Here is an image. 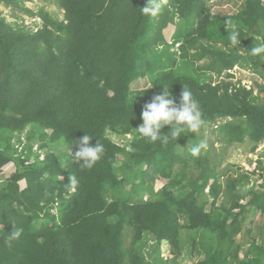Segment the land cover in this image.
<instances>
[{
	"label": "trees",
	"instance_id": "1",
	"mask_svg": "<svg viewBox=\"0 0 264 264\" xmlns=\"http://www.w3.org/2000/svg\"><path fill=\"white\" fill-rule=\"evenodd\" d=\"M30 1L0 0V172L14 163L0 176V264H169L186 248L184 231L192 255L204 250L196 264H233L228 259L241 250L260 249L264 256V237L262 247L255 237L246 249L235 241L250 232L245 221L264 229V183L242 188L264 170L260 159L237 178L219 162L210 164L211 149L191 155L192 145L210 141L205 134L182 133L163 146L136 129L160 83L177 103L186 87L199 101L204 125L222 136L223 150L248 137L255 151L264 139V101L227 71L261 69L250 52L264 43V0H244L229 15L212 12L207 0H168L155 20L141 14L146 0H57L63 19L33 10ZM21 14L42 25L26 27ZM226 21L240 30L241 46L230 44ZM169 26L175 31L168 38ZM176 43L180 55L172 51ZM215 75L226 79L213 84ZM141 81L152 88L134 100ZM28 127L18 153L13 139ZM112 133L130 138L120 144ZM86 134L104 146L92 169L74 160L75 140ZM34 139L48 148L44 159L33 150ZM70 175L75 185L68 184ZM161 178L166 183L152 193ZM14 227L22 232L9 246ZM164 243L174 253L170 261L161 255ZM238 262L264 264V258Z\"/></svg>",
	"mask_w": 264,
	"mask_h": 264
},
{
	"label": "rangeland",
	"instance_id": "2",
	"mask_svg": "<svg viewBox=\"0 0 264 264\" xmlns=\"http://www.w3.org/2000/svg\"><path fill=\"white\" fill-rule=\"evenodd\" d=\"M163 1H166V0H163ZM243 1L244 0H211L208 5L211 6L213 11H216V12L220 11L221 13H228V11H234L236 9H239ZM27 6L32 8L35 11H39L40 9H45L46 11H48V13L51 16L56 17L58 19L64 18V10L58 5L57 0H33L30 2H27ZM2 9L4 10V14L6 15L9 21L11 22L15 21V16H13L11 8L5 7L4 5H2ZM16 14H18V11L15 12V15ZM23 20H24V25L29 28L37 29L39 26L42 25L41 19L32 18V17H29L28 15L21 14L19 22L21 23ZM174 29L175 28L173 26H169V28L165 30V33L168 38L174 33L175 31ZM257 34H258V31L257 29H255L252 35H257ZM243 53L245 54L246 52L244 51ZM258 57L262 64L260 70L257 71L251 66L246 67V68L242 66H236L233 69V72L235 73V77H236L235 79L241 78L240 80L241 83H245L246 86L253 85L256 89L254 92V95H260L261 96L260 102H263L264 101V53H261L260 55H258ZM202 62L203 61H199L198 63L201 64ZM261 71L263 73H261ZM212 130L213 128L211 125L209 124L207 126L204 125L201 128L199 134L207 135L208 139L210 140L209 142H207V147H206V149L212 150L211 152L212 159H211L210 164L214 165V163L219 162V165L222 168L223 173L231 174V176L233 177L235 176L238 178L241 174H244L245 171L246 172L252 171L257 165L256 160L258 158H261L263 160L261 161L262 164L264 163V156H262L264 155L263 154L264 153V139L262 142L259 143L255 152L252 151L253 150L252 147L253 145H255V143L251 142L248 137L246 138L244 142H235L232 145H228V148L223 150V146L225 142H223V140L220 138L221 135H219L218 132L212 133ZM29 131H30V128L28 127L23 132L17 133L15 135L13 142L15 143V146L18 148V151L23 150L25 143H26L25 140L27 139V135L29 134ZM111 137L115 139L117 142H119L120 144H125L126 142H128V139L130 138L129 135L118 137L114 133L111 134ZM19 138L22 140V143L19 142ZM33 142H34L33 148L35 146V150L37 149V145L40 147L41 141L35 140ZM212 142L213 144L211 145ZM47 149L48 148H45V149L40 148V155L41 157H43V159L46 156L45 150ZM218 157H219V160H218ZM28 162H31V160H29ZM13 167H14V163L7 164L3 167L2 171H5V172L8 171L10 173L13 170ZM2 171L0 172V176L2 175ZM166 181L167 180L163 178L158 179L155 184V187L152 190V193L154 190L157 191L163 184L166 183ZM263 181H264L263 176L251 174L250 177L247 178V180H245L242 188L250 189L254 186V184L259 183L261 185ZM21 183H23L22 186L24 187V181H22ZM128 188L129 186H127V189ZM149 195H150L149 193H146V194H143L142 197L143 199H147V198L149 199ZM55 211H56V208H55ZM255 217H256L255 220L258 221L259 215ZM244 224H245V227L250 230V232H248V230L246 231V234H245V231L240 232L235 237L236 245L238 244H241L242 246L244 245L242 247L243 249H246L247 247L250 248L251 246L250 241L252 240V237L256 238L255 246H259L263 244L262 237H264V229L259 227L261 224H259V222H257L256 224L254 222L247 223V221H245ZM187 236H188V231H184L183 240H185L186 242L184 241L183 244H186V248H184V252L181 255L175 256L174 260L172 259L174 257V253L170 251L168 244L164 243L161 246V255L169 259V261L172 259L169 262V264H196L197 263L196 258L204 254V250H201L200 253L194 250L193 251L194 255L191 254V249L193 248V244H190L191 242L190 240L187 239ZM198 236L199 238H197V242H196L197 244L201 243L202 234H199ZM127 238L128 240L130 239L129 235H127ZM199 248H202L201 245L199 246ZM241 251L242 252L241 254H238L237 259H228V260H234L233 264H242V263H239L238 261L243 260L245 258L249 260H253L256 257H261V256L264 258L260 249H253V251H251V253H249L248 255L243 254L244 250H241ZM228 252H231V251L228 250ZM225 253L227 252L225 251Z\"/></svg>",
	"mask_w": 264,
	"mask_h": 264
},
{
	"label": "clouds",
	"instance_id": "3",
	"mask_svg": "<svg viewBox=\"0 0 264 264\" xmlns=\"http://www.w3.org/2000/svg\"><path fill=\"white\" fill-rule=\"evenodd\" d=\"M167 2L168 0L166 1L146 0L145 5L143 7H140L141 14L145 17H148L149 19L155 20L162 14L163 11L162 3H167ZM209 7L211 8V6ZM211 10L214 13H218L216 11H213L212 8ZM226 25L228 31V35L226 37L229 39L230 44L234 47L241 46V41H242L240 38L241 33L238 27L235 24L229 23L227 21H226ZM179 45L180 43H176L175 47H172V51H177L178 55H180ZM261 53H264V43L260 44L259 46L251 47L250 54L252 56H257L260 55ZM236 66H240V65H236ZM234 68L229 69L227 72L233 74L232 80L236 82L238 80H241V78L235 79L236 78L235 73L233 72ZM214 77L215 78L213 84L226 79L224 75H215ZM241 84L246 86L245 83H241ZM160 85H161L160 92L158 94L153 95L151 100L143 105V110L140 116L142 123L138 126V128H136L139 133V137L144 139L148 143L159 142L161 145L167 146L170 143V141L172 140L178 141L180 137L184 136L182 135V133H187V134L195 133L197 136L201 128L205 124V120L199 105V101L194 97L191 90H189L186 87H183V90L178 98L179 103H177V97L173 96L172 91L169 92L168 87L165 84L160 83ZM247 86L248 88L253 87V85H247ZM150 88L152 87H149L145 82L143 81L139 82L134 87V91L136 94L134 97H132V99L135 100V97L137 96L138 93L142 95L145 93L147 89ZM166 126L169 127L170 130L164 132L163 130L165 129ZM92 139L93 137H90L88 134H86L82 138L75 140L74 146L77 147V150L74 153V160L80 165L81 168L92 169L101 160L103 156L104 146L98 140H96L97 141L96 144L93 145L91 143ZM206 147H207V141L200 140L197 144L191 146L190 148L191 155L193 157H197L200 154V152ZM33 150L35 151V153H37L40 156L41 159H43V157H41L40 155V147L38 145H37V149L35 150V146H34ZM19 152L21 151H18V153ZM258 159L263 161L261 158ZM258 159L256 160L257 165H258ZM28 161H26V163H29ZM256 167L254 169H256ZM5 173H8V171H6ZM255 175L264 177V170H260V172H257V174ZM76 183L77 180L75 179V177L70 175L68 184L75 185ZM257 185L260 184L257 183ZM21 232L22 229H17L16 227H14V230L11 232L10 235H8V239L6 240V243H8L9 246H11L10 241L19 239Z\"/></svg>",
	"mask_w": 264,
	"mask_h": 264
},
{
	"label": "crops",
	"instance_id": "4",
	"mask_svg": "<svg viewBox=\"0 0 264 264\" xmlns=\"http://www.w3.org/2000/svg\"><path fill=\"white\" fill-rule=\"evenodd\" d=\"M210 1H211V0H207L208 4L210 3ZM241 6H242V5H241ZM241 6H240L239 9H241ZM239 9H236V10H234V11H228V13H221L220 11H218V13L221 14V15H229V14H232V13L238 11ZM241 232H242V231H241Z\"/></svg>",
	"mask_w": 264,
	"mask_h": 264
},
{
	"label": "built area",
	"instance_id": "5",
	"mask_svg": "<svg viewBox=\"0 0 264 264\" xmlns=\"http://www.w3.org/2000/svg\"><path fill=\"white\" fill-rule=\"evenodd\" d=\"M257 172H260V170H257Z\"/></svg>",
	"mask_w": 264,
	"mask_h": 264
}]
</instances>
